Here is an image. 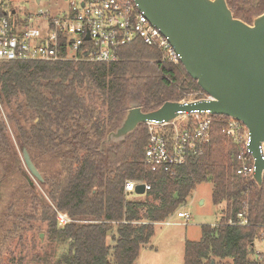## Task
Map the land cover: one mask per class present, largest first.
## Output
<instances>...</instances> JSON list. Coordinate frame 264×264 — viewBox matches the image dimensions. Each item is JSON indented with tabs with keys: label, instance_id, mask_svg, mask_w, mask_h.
Here are the masks:
<instances>
[{
	"label": "trees",
	"instance_id": "obj_1",
	"mask_svg": "<svg viewBox=\"0 0 264 264\" xmlns=\"http://www.w3.org/2000/svg\"><path fill=\"white\" fill-rule=\"evenodd\" d=\"M227 1L244 22L264 12V0ZM191 93L204 92L182 64L164 61L160 51L143 43L124 48L115 64L0 63V105L6 110L0 116V185L14 171L27 180L15 164L17 147L28 150L38 170L37 160L46 155L61 167L40 182L51 204L29 181H20L21 199L32 200L49 239L67 247L53 264H135L156 234L155 225L186 205L203 183L213 184V203L225 208L219 224L202 226L200 241H186L184 264H259L251 257L264 224V184L260 189L251 177L238 174L242 145L223 132L229 117H213L211 141L174 173L145 163L146 124L122 145L100 150L132 101L152 112ZM128 181L151 187L147 201L131 199ZM57 211L75 222L61 227ZM242 213L245 226L237 224ZM17 217L20 223L29 219L26 213Z\"/></svg>",
	"mask_w": 264,
	"mask_h": 264
},
{
	"label": "built area",
	"instance_id": "obj_2",
	"mask_svg": "<svg viewBox=\"0 0 264 264\" xmlns=\"http://www.w3.org/2000/svg\"><path fill=\"white\" fill-rule=\"evenodd\" d=\"M9 2L0 0V63L84 60L115 64L121 60L124 48L143 43L160 51L164 61L181 64V56L169 38L139 9L136 0H66L70 12L56 18L43 10L25 14L13 7L10 11ZM212 100L203 93L200 98L180 102ZM213 117L209 110L193 111L184 112L171 125L148 122L145 163L155 170L174 173L189 156L201 154L203 147L211 141ZM230 119L223 132L242 145L238 155L241 167L237 172L253 179L256 167L248 150L249 130L241 121ZM261 150L264 154V145ZM141 184L128 181L125 192L137 196L135 190ZM150 189L145 185L146 192ZM177 216L186 222L192 218L187 211L178 212ZM57 221L61 227L75 222L68 214L59 211ZM162 224L169 226L173 223L167 220ZM237 224H248L244 213L238 216ZM253 249V261L264 264V224L259 228Z\"/></svg>",
	"mask_w": 264,
	"mask_h": 264
},
{
	"label": "water",
	"instance_id": "obj_3",
	"mask_svg": "<svg viewBox=\"0 0 264 264\" xmlns=\"http://www.w3.org/2000/svg\"><path fill=\"white\" fill-rule=\"evenodd\" d=\"M136 3L169 38L186 72L213 100L167 102L152 112H144L137 101H132L120 124L102 141L100 150L122 145L148 122L171 125L184 112L209 110L213 116L236 119L248 128V150L256 167L253 181L261 189L264 184L261 150L264 145V12L249 24L234 16L227 0H136ZM22 157L28 172L43 182L27 149L22 150ZM135 193L144 196L145 185H138Z\"/></svg>",
	"mask_w": 264,
	"mask_h": 264
},
{
	"label": "rangeland",
	"instance_id": "obj_4",
	"mask_svg": "<svg viewBox=\"0 0 264 264\" xmlns=\"http://www.w3.org/2000/svg\"><path fill=\"white\" fill-rule=\"evenodd\" d=\"M40 1L41 3L38 4V0H10L9 8L11 11L15 7L19 13L23 11L25 14H36L43 10L54 18L62 17L70 12V4L66 0ZM255 17L257 16L252 17L247 23L251 24ZM200 97H202L200 93H191L186 99ZM5 113L6 110L0 105V116L5 117ZM9 128L12 132L11 126ZM17 151L19 153L15 164L27 180L21 179L14 171L8 174L3 184L0 185V247L2 252L0 264H44V260L53 264L63 252L67 251V247L49 239L47 224L42 223L35 215L32 200L21 199L20 181L22 184L29 181L38 191V195L51 204L46 188L28 172L22 157V150L17 147ZM37 164H39V171L43 178H50L61 170L59 162L50 155L39 158ZM145 195H132L131 199L147 201L148 198ZM223 208H225V203L220 206L213 203L212 183L199 185L187 204L181 206L173 216L167 219L173 223L172 225L167 226L162 224L163 222L155 225L156 234L151 243L141 249L135 264H184L186 241H200L202 226L219 224ZM181 211L191 214L192 218L189 222L178 218L177 213ZM23 213H26L29 219L20 223L17 216ZM15 225L19 227L17 231L14 230ZM114 234H117V228ZM108 243L114 245L111 238L108 239ZM222 264H232V260L223 261Z\"/></svg>",
	"mask_w": 264,
	"mask_h": 264
},
{
	"label": "crops",
	"instance_id": "obj_5",
	"mask_svg": "<svg viewBox=\"0 0 264 264\" xmlns=\"http://www.w3.org/2000/svg\"><path fill=\"white\" fill-rule=\"evenodd\" d=\"M213 226H214V225H213ZM143 247H144V246H143ZM143 247H142V248H143ZM135 263H136V262H135Z\"/></svg>",
	"mask_w": 264,
	"mask_h": 264
},
{
	"label": "flooded vegetation",
	"instance_id": "obj_6",
	"mask_svg": "<svg viewBox=\"0 0 264 264\" xmlns=\"http://www.w3.org/2000/svg\"><path fill=\"white\" fill-rule=\"evenodd\" d=\"M15 8V7H14ZM17 9V8H16Z\"/></svg>",
	"mask_w": 264,
	"mask_h": 264
}]
</instances>
